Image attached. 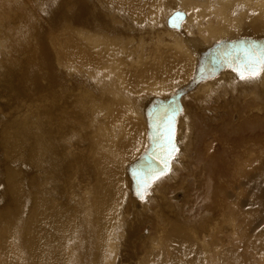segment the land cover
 Segmentation results:
<instances>
[{
    "label": "rangeland",
    "instance_id": "obj_1",
    "mask_svg": "<svg viewBox=\"0 0 264 264\" xmlns=\"http://www.w3.org/2000/svg\"><path fill=\"white\" fill-rule=\"evenodd\" d=\"M241 37L264 0H0V264H264V74L186 88ZM177 92L170 170L136 198L146 112Z\"/></svg>",
    "mask_w": 264,
    "mask_h": 264
},
{
    "label": "water",
    "instance_id": "obj_2",
    "mask_svg": "<svg viewBox=\"0 0 264 264\" xmlns=\"http://www.w3.org/2000/svg\"><path fill=\"white\" fill-rule=\"evenodd\" d=\"M184 18L182 12H175L168 18V24L171 27H179V22ZM264 54V37L251 38L241 37L238 39L217 42L208 49L201 58L195 74L186 88L192 87L196 82L213 78L224 69H230L243 66L249 59H255V54ZM234 72V71H233ZM236 76L237 73L234 72ZM181 92H177L168 99L159 100L153 103L146 112L147 135L149 145L139 159L128 167V174L131 178V191L136 198H141V194L145 195L149 185L159 173H165V163H170L174 156L173 146L177 147L175 142V124L178 114L181 112V104L179 96ZM174 106L173 108H168ZM168 112L167 121L165 118L162 123L159 122L158 114L160 112ZM157 150L159 152L157 153ZM156 155V156H155ZM156 159L153 161L152 157ZM151 164V169L147 173L138 177V173L146 169V164Z\"/></svg>",
    "mask_w": 264,
    "mask_h": 264
},
{
    "label": "snow or ice",
    "instance_id": "obj_3",
    "mask_svg": "<svg viewBox=\"0 0 264 264\" xmlns=\"http://www.w3.org/2000/svg\"><path fill=\"white\" fill-rule=\"evenodd\" d=\"M233 71L237 73L240 81L248 82L258 79L262 74H264V54L256 53L254 60L249 59V61L243 66L233 68ZM172 151H177L175 146H173ZM165 168L170 170L169 164L167 162L165 163ZM163 175L164 173L161 172L155 177V179H159ZM143 198L144 195L141 194V199Z\"/></svg>",
    "mask_w": 264,
    "mask_h": 264
}]
</instances>
